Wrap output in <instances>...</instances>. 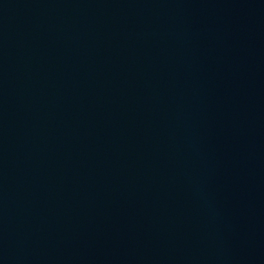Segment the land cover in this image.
I'll return each instance as SVG.
<instances>
[{"label":"water","instance_id":"water-1","mask_svg":"<svg viewBox=\"0 0 264 264\" xmlns=\"http://www.w3.org/2000/svg\"><path fill=\"white\" fill-rule=\"evenodd\" d=\"M0 264H264V0H0Z\"/></svg>","mask_w":264,"mask_h":264}]
</instances>
